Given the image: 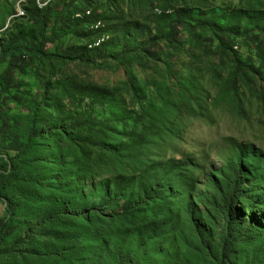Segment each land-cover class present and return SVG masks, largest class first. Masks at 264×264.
I'll return each mask as SVG.
<instances>
[{
    "label": "rangeland",
    "instance_id": "rangeland-1",
    "mask_svg": "<svg viewBox=\"0 0 264 264\" xmlns=\"http://www.w3.org/2000/svg\"><path fill=\"white\" fill-rule=\"evenodd\" d=\"M49 3L48 50L82 60L31 54L14 74L19 99L0 110L17 135L11 144L0 129V218L11 226L0 264H218L228 175L241 150L264 158V42L252 38L264 0H0V73L8 39L38 42L32 11ZM165 8L190 26L179 45L159 37ZM154 40L163 52L143 67ZM142 189L143 220L123 207ZM243 194L237 218L264 229V177ZM234 254L232 264H264V232Z\"/></svg>",
    "mask_w": 264,
    "mask_h": 264
},
{
    "label": "trees",
    "instance_id": "trees-1",
    "mask_svg": "<svg viewBox=\"0 0 264 264\" xmlns=\"http://www.w3.org/2000/svg\"><path fill=\"white\" fill-rule=\"evenodd\" d=\"M76 0H69L70 4H73ZM48 6L40 8L36 5L34 11H32V17L42 23L40 36L38 42L28 40L21 34H16L8 39V45L5 49V54L9 58L4 70L0 73V110L4 103L9 99H19V85L14 80V74L16 71H21L24 67L30 63L31 54H41L46 57H56L60 61H73L82 60L81 56L77 55V52L71 49L62 50L56 46L55 52L48 50L49 42H56V37H51V33L48 31V27L51 25L52 13L56 9V5L49 3ZM24 8V7H23ZM168 9L163 10V14L160 19L162 25L159 29V37L166 40L170 45H179V35L181 31L190 29V26L185 22L184 17L181 13L172 12L166 14ZM27 14H25V17ZM24 18V17H23ZM260 29L257 35L252 38L257 39L256 42L262 43L260 40L262 33H264V26L259 27ZM89 31V30H88ZM220 41L222 42H234L231 33L223 32L218 34ZM199 40L198 36L196 37ZM207 42H213L212 39H206ZM21 43L22 51L18 52L13 48L14 43ZM143 56L138 57V62L141 66H146L144 63L149 58L157 59L163 52L159 41H151L144 43L142 47ZM147 62V61H146ZM88 64V63H87ZM99 66V65H98ZM101 68V67H100ZM16 88V90L14 89ZM37 124L34 123L31 134L36 135ZM4 139H10V143H14L17 140V135L11 139V135L4 123L0 127ZM19 144V143H18ZM13 147V145H11ZM238 162L235 164L233 170L228 175L230 187L224 192V203H225V214L226 220L223 225V229L220 236L221 249L218 256V264H232L231 262L235 259L234 251L240 245L248 244L256 240V238L264 232L263 226L260 222L249 221L248 223H242L237 218V202L241 200L242 206L248 203L247 197L243 194L247 187L248 181H258L264 177V158L258 157L248 152L247 150H241L238 156ZM248 165L254 166L256 169H248ZM247 166V167H246ZM149 196L145 195L143 189L140 190L138 195L129 198L128 201L123 205L126 207L128 213H132L137 219H148L150 214L149 206L151 200ZM137 202V203H136ZM135 203V207L133 205ZM68 205V204H66ZM263 222V221H262ZM152 231L154 227L148 225ZM11 231V226L6 223L5 219L0 218V244L3 242L4 234ZM202 245L206 248H211V242L206 236H201ZM130 263L129 260L123 261V264Z\"/></svg>",
    "mask_w": 264,
    "mask_h": 264
},
{
    "label": "built area",
    "instance_id": "built-area-1",
    "mask_svg": "<svg viewBox=\"0 0 264 264\" xmlns=\"http://www.w3.org/2000/svg\"><path fill=\"white\" fill-rule=\"evenodd\" d=\"M40 5V8H42V4H39ZM26 14V13H25Z\"/></svg>",
    "mask_w": 264,
    "mask_h": 264
},
{
    "label": "bare ground",
    "instance_id": "bare-ground-1",
    "mask_svg": "<svg viewBox=\"0 0 264 264\" xmlns=\"http://www.w3.org/2000/svg\"><path fill=\"white\" fill-rule=\"evenodd\" d=\"M22 16H25V15L22 14Z\"/></svg>",
    "mask_w": 264,
    "mask_h": 264
}]
</instances>
